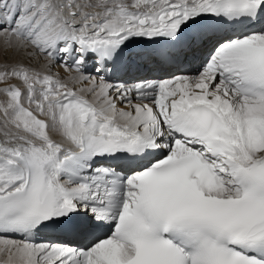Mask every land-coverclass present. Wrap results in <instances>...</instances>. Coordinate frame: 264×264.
Listing matches in <instances>:
<instances>
[{
	"label": "snow or ice",
	"instance_id": "1",
	"mask_svg": "<svg viewBox=\"0 0 264 264\" xmlns=\"http://www.w3.org/2000/svg\"><path fill=\"white\" fill-rule=\"evenodd\" d=\"M6 51L0 264H264V0H0Z\"/></svg>",
	"mask_w": 264,
	"mask_h": 264
},
{
	"label": "bare ground",
	"instance_id": "2",
	"mask_svg": "<svg viewBox=\"0 0 264 264\" xmlns=\"http://www.w3.org/2000/svg\"><path fill=\"white\" fill-rule=\"evenodd\" d=\"M13 58V53L11 51H6V52H3L2 54H0V61H3V60H12ZM61 72V74L63 75V70L60 69L59 70ZM3 257H0V259H2Z\"/></svg>",
	"mask_w": 264,
	"mask_h": 264
}]
</instances>
